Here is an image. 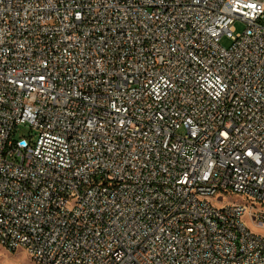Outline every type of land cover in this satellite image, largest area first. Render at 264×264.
Returning <instances> with one entry per match:
<instances>
[{"label":"built area","instance_id":"1","mask_svg":"<svg viewBox=\"0 0 264 264\" xmlns=\"http://www.w3.org/2000/svg\"><path fill=\"white\" fill-rule=\"evenodd\" d=\"M262 208L264 0H0V245L264 264Z\"/></svg>","mask_w":264,"mask_h":264},{"label":"rangeland","instance_id":"2","mask_svg":"<svg viewBox=\"0 0 264 264\" xmlns=\"http://www.w3.org/2000/svg\"><path fill=\"white\" fill-rule=\"evenodd\" d=\"M243 28V24L239 21L234 23V31L240 32ZM220 44L222 46L227 47L229 45V40L225 36L220 39ZM30 133V129L27 125H19L16 128L15 136H24L28 138ZM213 203L216 205H221L225 203H246L244 198L239 195H218L214 196L212 199ZM264 209V208H262ZM244 223L246 226L254 233L259 235H264V225L258 224L254 221L253 217L250 215L249 212H246L243 216ZM0 262L2 264H34L29 257L27 256L26 252L23 249H17L14 251L7 250L4 246L0 245ZM0 263V264H1Z\"/></svg>","mask_w":264,"mask_h":264},{"label":"bare ground","instance_id":"3","mask_svg":"<svg viewBox=\"0 0 264 264\" xmlns=\"http://www.w3.org/2000/svg\"><path fill=\"white\" fill-rule=\"evenodd\" d=\"M1 263V262H0ZM2 264V263H1Z\"/></svg>","mask_w":264,"mask_h":264}]
</instances>
